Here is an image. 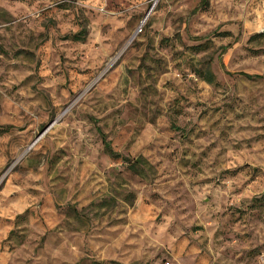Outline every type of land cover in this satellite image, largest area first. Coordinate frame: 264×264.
<instances>
[{
	"label": "rangeland",
	"instance_id": "obj_1",
	"mask_svg": "<svg viewBox=\"0 0 264 264\" xmlns=\"http://www.w3.org/2000/svg\"><path fill=\"white\" fill-rule=\"evenodd\" d=\"M262 32L264 0H0V264H264Z\"/></svg>",
	"mask_w": 264,
	"mask_h": 264
},
{
	"label": "trees",
	"instance_id": "obj_2",
	"mask_svg": "<svg viewBox=\"0 0 264 264\" xmlns=\"http://www.w3.org/2000/svg\"><path fill=\"white\" fill-rule=\"evenodd\" d=\"M240 76H243L244 78L247 79H261V76L259 75H255V76H251V75H246V74H239ZM206 81L207 82H212V76L211 74L207 73L206 74ZM102 144H103V148L104 150L112 157V158H117L118 155L112 150L111 145L109 142H106L105 138L102 139Z\"/></svg>",
	"mask_w": 264,
	"mask_h": 264
},
{
	"label": "water",
	"instance_id": "obj_3",
	"mask_svg": "<svg viewBox=\"0 0 264 264\" xmlns=\"http://www.w3.org/2000/svg\"><path fill=\"white\" fill-rule=\"evenodd\" d=\"M262 33H264V32H262Z\"/></svg>",
	"mask_w": 264,
	"mask_h": 264
}]
</instances>
